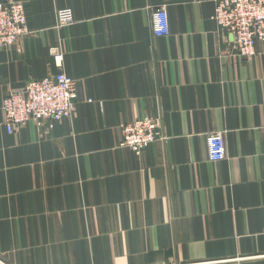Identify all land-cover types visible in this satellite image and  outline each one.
Wrapping results in <instances>:
<instances>
[{
	"label": "crops",
	"instance_id": "obj_1",
	"mask_svg": "<svg viewBox=\"0 0 264 264\" xmlns=\"http://www.w3.org/2000/svg\"><path fill=\"white\" fill-rule=\"evenodd\" d=\"M9 2L30 34L0 49V107L59 71L78 91L51 128L9 134L0 110V264H264V42L237 56L215 0ZM62 9L73 25L56 29ZM144 117L164 139L135 155L120 126Z\"/></svg>",
	"mask_w": 264,
	"mask_h": 264
},
{
	"label": "built area",
	"instance_id": "obj_2",
	"mask_svg": "<svg viewBox=\"0 0 264 264\" xmlns=\"http://www.w3.org/2000/svg\"><path fill=\"white\" fill-rule=\"evenodd\" d=\"M151 30L156 37H167L168 13L165 6L153 10ZM56 29L73 25L69 9L57 10ZM213 21L217 28L232 35L234 53L240 58L250 59L255 54L256 42H264V0H215ZM27 18L22 2L0 3V49L9 48L29 35ZM54 62L62 67L63 54L59 49L51 50ZM78 82L63 71L29 81L19 91H9L3 96L1 114L9 134L26 127L29 123L51 128L62 119L74 116ZM157 119L140 118L120 126L119 147L129 148L135 155L147 147L163 140ZM223 133L212 132L205 136L206 155L211 162H220L225 156Z\"/></svg>",
	"mask_w": 264,
	"mask_h": 264
}]
</instances>
